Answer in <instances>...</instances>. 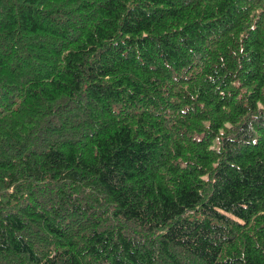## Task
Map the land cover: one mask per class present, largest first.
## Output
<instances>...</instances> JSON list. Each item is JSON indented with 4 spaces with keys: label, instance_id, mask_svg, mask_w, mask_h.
I'll list each match as a JSON object with an SVG mask.
<instances>
[{
    "label": "trees",
    "instance_id": "1",
    "mask_svg": "<svg viewBox=\"0 0 264 264\" xmlns=\"http://www.w3.org/2000/svg\"><path fill=\"white\" fill-rule=\"evenodd\" d=\"M0 264H264V0H0Z\"/></svg>",
    "mask_w": 264,
    "mask_h": 264
}]
</instances>
